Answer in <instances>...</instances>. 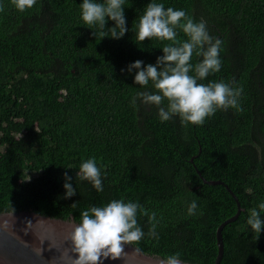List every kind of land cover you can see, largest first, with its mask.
<instances>
[{
  "label": "trees",
  "instance_id": "1",
  "mask_svg": "<svg viewBox=\"0 0 264 264\" xmlns=\"http://www.w3.org/2000/svg\"><path fill=\"white\" fill-rule=\"evenodd\" d=\"M149 2L126 0L129 32L113 40L93 36L81 0H36L25 12L0 0V213L79 223L92 206L130 200L147 212L137 217L144 238L130 245L162 259L179 253L183 262L214 264L217 230L238 208L224 185L206 183L199 171L226 184L242 207L223 230L221 264H264V234L246 223L264 202V0H157L205 21L223 41L220 72L200 83L243 89L237 107L217 110L202 125L179 116L162 122L158 107L138 98L157 90L121 72L136 60L155 64L169 43L136 38ZM93 157L103 192L76 176ZM66 171L71 199L64 198Z\"/></svg>",
  "mask_w": 264,
  "mask_h": 264
},
{
  "label": "clouds",
  "instance_id": "2",
  "mask_svg": "<svg viewBox=\"0 0 264 264\" xmlns=\"http://www.w3.org/2000/svg\"><path fill=\"white\" fill-rule=\"evenodd\" d=\"M15 8L25 12L36 4V0H13ZM126 0H81V19L92 30L94 37L122 40L129 32L125 12ZM111 22V26L110 25ZM182 30L187 39L179 40ZM136 38L143 42L155 38L164 44L162 55L156 63L145 65L136 60L121 69L122 73L134 74V84L157 90L141 91L138 98L145 104L158 107L162 122L179 116L183 122L202 125L208 117L219 109L237 107L242 88H233L223 81L200 83L209 75L220 72L222 68L223 41L213 37L207 24L195 21L183 9L165 7L163 2L150 0L139 18ZM199 58L193 64V56ZM167 100V107L161 106ZM137 102L134 97L132 103ZM76 176L88 181L97 192H103V179L96 159L89 158L80 165ZM64 198L76 195L73 177L64 173ZM75 205V204H73ZM196 201L188 206V213L195 214ZM147 215L142 206L123 199L112 200L104 206H92L81 213L80 222L72 234L77 264H104L116 261L125 251V246L141 241L145 233L138 222V213ZM264 202L250 210L246 223L254 234H264ZM155 220V214L151 216ZM161 264H183L179 253L165 257Z\"/></svg>",
  "mask_w": 264,
  "mask_h": 264
},
{
  "label": "water",
  "instance_id": "3",
  "mask_svg": "<svg viewBox=\"0 0 264 264\" xmlns=\"http://www.w3.org/2000/svg\"><path fill=\"white\" fill-rule=\"evenodd\" d=\"M198 173L208 184L224 185L237 203V213L217 230L218 253L214 264H221L225 251L223 230L237 221L242 207L238 197L226 184L207 181ZM77 224L73 219L53 218L32 211L0 213V264H77L72 241ZM162 260L143 253L133 245H126L118 260L104 261V264H161Z\"/></svg>",
  "mask_w": 264,
  "mask_h": 264
},
{
  "label": "rangeland",
  "instance_id": "4",
  "mask_svg": "<svg viewBox=\"0 0 264 264\" xmlns=\"http://www.w3.org/2000/svg\"><path fill=\"white\" fill-rule=\"evenodd\" d=\"M33 175H34V174H29L27 178L29 179V178H30L31 176H33ZM34 176H35V175H34Z\"/></svg>",
  "mask_w": 264,
  "mask_h": 264
}]
</instances>
